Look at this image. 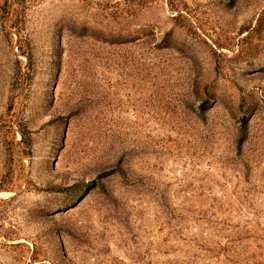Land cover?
Wrapping results in <instances>:
<instances>
[{
	"label": "rangeland",
	"instance_id": "rangeland-1",
	"mask_svg": "<svg viewBox=\"0 0 264 264\" xmlns=\"http://www.w3.org/2000/svg\"><path fill=\"white\" fill-rule=\"evenodd\" d=\"M0 264H264V0H0Z\"/></svg>",
	"mask_w": 264,
	"mask_h": 264
}]
</instances>
